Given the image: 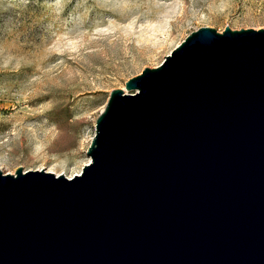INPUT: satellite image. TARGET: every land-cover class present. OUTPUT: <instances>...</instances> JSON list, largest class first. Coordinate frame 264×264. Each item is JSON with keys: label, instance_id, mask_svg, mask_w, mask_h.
I'll return each instance as SVG.
<instances>
[{"label": "water", "instance_id": "obj_1", "mask_svg": "<svg viewBox=\"0 0 264 264\" xmlns=\"http://www.w3.org/2000/svg\"><path fill=\"white\" fill-rule=\"evenodd\" d=\"M85 153L0 171V264H264V27L189 32L109 91Z\"/></svg>", "mask_w": 264, "mask_h": 264}, {"label": "rangeland", "instance_id": "obj_2", "mask_svg": "<svg viewBox=\"0 0 264 264\" xmlns=\"http://www.w3.org/2000/svg\"><path fill=\"white\" fill-rule=\"evenodd\" d=\"M264 27V0H0V171L80 172L109 91L199 27Z\"/></svg>", "mask_w": 264, "mask_h": 264}, {"label": "bare ground", "instance_id": "obj_3", "mask_svg": "<svg viewBox=\"0 0 264 264\" xmlns=\"http://www.w3.org/2000/svg\"><path fill=\"white\" fill-rule=\"evenodd\" d=\"M50 172V171H49ZM74 174V173H73ZM73 174H71V176L73 175Z\"/></svg>", "mask_w": 264, "mask_h": 264}]
</instances>
